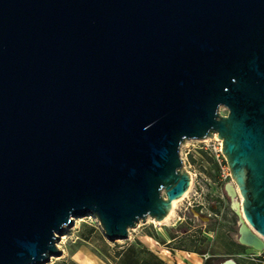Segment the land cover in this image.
Returning a JSON list of instances; mask_svg holds the SVG:
<instances>
[{
	"label": "water",
	"instance_id": "obj_1",
	"mask_svg": "<svg viewBox=\"0 0 264 264\" xmlns=\"http://www.w3.org/2000/svg\"><path fill=\"white\" fill-rule=\"evenodd\" d=\"M216 134L262 251L264 0H0V264L62 255L77 217L115 240L164 222L182 144Z\"/></svg>",
	"mask_w": 264,
	"mask_h": 264
},
{
	"label": "rangeland",
	"instance_id": "obj_2",
	"mask_svg": "<svg viewBox=\"0 0 264 264\" xmlns=\"http://www.w3.org/2000/svg\"><path fill=\"white\" fill-rule=\"evenodd\" d=\"M222 113L226 114L227 109L222 108ZM200 145L201 142L199 140H187L181 146V153L186 159V165L194 170L195 168L196 170H199V168L195 167L194 165L193 168L190 167L192 158L190 157V154H185L190 148H197ZM200 182L202 186L195 184L189 190L190 193H188L189 197H191V195L196 191L200 193V195H197L194 207H188V198L184 197L177 203L176 207H174L172 213L173 215L170 219L162 223H158L156 221H153L152 219H148L145 222L140 221L136 227L131 229L128 239H109L107 236H105L96 218L92 215L75 218L76 220L74 222V225L72 227L66 228V232L61 235L60 240L58 241V246L61 248L62 255L52 257V260L46 264L64 263V261L68 258L70 251H72V249H74L78 245L77 237L80 234V229L83 223L95 226L96 232L93 233L92 238L88 241V243L85 244L93 251L99 253H106V250L108 248L122 245L137 236H143L146 231L149 230V228H172V225H175L174 229L176 231H178L179 233H184L189 229V224L196 225L198 228L205 230L207 232V234H203V236L207 237L205 245H208L209 247L211 245H214L215 250H217V247L227 240L228 237L225 235L227 231H230V235L235 238L238 232L240 217L232 207L233 198L230 196L227 186L228 183L233 182L231 180V177L222 183H215L214 178H211L210 182H202L201 180ZM200 203H202V205H200L199 207L196 206V204L199 205ZM213 205H216V209H219V213H217V216H211L216 213ZM196 208L202 209L200 215H197L195 213L194 209L196 210ZM179 217H181V220ZM204 217H212L211 219L215 220L206 224ZM209 230L212 231V233ZM63 255H66V258H63ZM221 257L223 258L228 256L223 255ZM236 259L241 264H245V261L243 259L239 257H236ZM220 261L222 260H215V264H218Z\"/></svg>",
	"mask_w": 264,
	"mask_h": 264
},
{
	"label": "crops",
	"instance_id": "obj_3",
	"mask_svg": "<svg viewBox=\"0 0 264 264\" xmlns=\"http://www.w3.org/2000/svg\"><path fill=\"white\" fill-rule=\"evenodd\" d=\"M192 150L193 151L190 153L191 158L194 157L195 159H198L199 157H202L200 153H203V150H199L197 148H193ZM204 152L208 156L212 157L210 152ZM193 165L199 168V170H196V168L194 170L187 166L188 169H190L193 173H199L203 181H211L212 177H210L205 170L207 167H209V162L207 159H205L203 162L194 163L192 161L190 163V167L193 168ZM215 179L216 178H214V180ZM214 210L216 213L211 216H217V213H219L217 209ZM199 212H202V209ZM179 218L181 220V217ZM211 218L204 217L205 223L208 224L209 222L215 220ZM174 226L175 225H172V228H149V230L146 231L143 236H137L122 245L108 248L106 253L93 251L88 246H86L85 243H88L93 234L88 239L82 238L79 234L77 237L78 245L72 249V251H70L68 258L63 264H117L118 258L115 256L116 251L121 248L127 249L131 245H135V247L143 249V253H141V262H143V259L147 256L152 255L154 256V260H158L162 262V264H204L206 260L205 255L207 254L210 256V253L212 252L217 256L226 255L228 257L232 256L235 259L236 257H239L245 261V264H264V260H251L248 255L257 253L258 251L251 247L240 244L235 237L230 235V231L225 233L228 238L224 243L217 247V250H215L214 245H211V251L209 250L207 253L202 254L197 250L199 244H192L191 239L197 235L203 236V234H207V232L201 228H198L196 225L189 224V229L186 232L179 233L174 229ZM210 232L212 233V231ZM203 246H206L205 243ZM63 256V258H66V255Z\"/></svg>",
	"mask_w": 264,
	"mask_h": 264
},
{
	"label": "trees",
	"instance_id": "obj_4",
	"mask_svg": "<svg viewBox=\"0 0 264 264\" xmlns=\"http://www.w3.org/2000/svg\"><path fill=\"white\" fill-rule=\"evenodd\" d=\"M202 157H199L198 159H195L192 157V161L195 162H203L205 159L209 162V167H207L205 170L207 174L212 177L216 178L218 173V165L213 159V157L208 156L204 151L203 153H200ZM208 156V157H207ZM197 211L200 210V208H196ZM219 212V209H217ZM94 232H96L94 225H88L87 223H83L82 227L80 229V236L84 239H88ZM207 241V237L202 235H197L193 239H191L192 244H199V247L197 248L198 252L205 254L209 250L211 251L210 247L208 245L203 246L204 243ZM203 244V245H202ZM141 253H143L142 248H137L135 245L129 246L127 249L121 248L118 251H116L115 256L118 258L117 264H162V262L158 260H154V256H147L143 259V262H141ZM228 257H221L217 256L214 253H210V256H208L204 262V264H215V260H224Z\"/></svg>",
	"mask_w": 264,
	"mask_h": 264
},
{
	"label": "built area",
	"instance_id": "obj_5",
	"mask_svg": "<svg viewBox=\"0 0 264 264\" xmlns=\"http://www.w3.org/2000/svg\"><path fill=\"white\" fill-rule=\"evenodd\" d=\"M199 141L201 142V145L199 147H197V149L210 152L212 154L213 159L215 160V162L218 165L219 170H218L216 179L214 180L215 183H222V182L226 181L228 178H230L231 177L230 169H229V166H228L226 159H225L223 152H222V140L219 138H216V137H209V138L202 139ZM193 148H196V147H193ZM193 148H190L186 152L185 155L190 154ZM183 158L185 161V167L188 169V167L186 165V159L184 156H183ZM188 170L190 171L191 176H192L191 188L195 184L202 186L200 180L202 182H203V180L201 179L200 174L197 172L193 173L190 169H188ZM189 193H190V191H189ZM197 195H200V193L198 191L194 192L191 195V197H189L188 194L186 195V198H188V201H187L188 207H194V203H196ZM200 205H202V203H200L199 205L196 204V206H200ZM208 256L209 255H207V254L205 255L206 258ZM248 257L253 261L264 260V250L258 251L257 253L250 254V255H248Z\"/></svg>",
	"mask_w": 264,
	"mask_h": 264
},
{
	"label": "bare ground",
	"instance_id": "obj_6",
	"mask_svg": "<svg viewBox=\"0 0 264 264\" xmlns=\"http://www.w3.org/2000/svg\"><path fill=\"white\" fill-rule=\"evenodd\" d=\"M213 137H216V138H218V136H217V134L215 135V136H213ZM209 138V137H208ZM189 190H190V188H189ZM189 190L181 197V198H178V199H175L174 200V202H173V204H174V207H176V205H177V203L181 200V199H183L184 197H186V195L189 193ZM174 209V208H173ZM173 213V210L171 211V213L167 216V218H166V220H168V219H170L171 217H172V214ZM148 219H152V218H148ZM76 219L74 218V221H75ZM153 220V219H152ZM165 220V221H166ZM154 221V220H153ZM157 222V221H156ZM158 223H162V222H158Z\"/></svg>",
	"mask_w": 264,
	"mask_h": 264
},
{
	"label": "flooded vegetation",
	"instance_id": "obj_7",
	"mask_svg": "<svg viewBox=\"0 0 264 264\" xmlns=\"http://www.w3.org/2000/svg\"><path fill=\"white\" fill-rule=\"evenodd\" d=\"M213 208L216 209L217 208L216 205H213ZM199 211H201V209Z\"/></svg>",
	"mask_w": 264,
	"mask_h": 264
}]
</instances>
